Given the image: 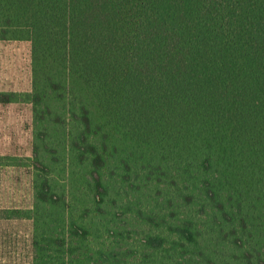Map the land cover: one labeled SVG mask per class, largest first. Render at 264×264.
I'll return each instance as SVG.
<instances>
[{"label":"trees","instance_id":"16d2710c","mask_svg":"<svg viewBox=\"0 0 264 264\" xmlns=\"http://www.w3.org/2000/svg\"><path fill=\"white\" fill-rule=\"evenodd\" d=\"M24 41L31 90L0 103L31 105L33 151L0 168L31 171L32 202L0 221L30 222L27 264L210 262L207 219L250 222L261 264L264 0H0V42ZM117 202L138 245L106 220Z\"/></svg>","mask_w":264,"mask_h":264},{"label":"rangeland","instance_id":"374dc122","mask_svg":"<svg viewBox=\"0 0 264 264\" xmlns=\"http://www.w3.org/2000/svg\"><path fill=\"white\" fill-rule=\"evenodd\" d=\"M30 64L29 42H0V93L30 92ZM33 140L31 105L23 102L0 103V155L31 157ZM55 177L60 185L71 186L68 173L61 172L60 168ZM141 198L142 206H156L148 197ZM130 199L132 201V198ZM31 202V171L26 167L0 168V208H28ZM167 206L163 204L161 207L165 209ZM133 216L134 212L132 216L127 215L122 203L117 202L110 208L106 220L110 223L111 230L130 232L133 238L130 239L131 245H138L147 229ZM114 217L115 224L112 222ZM201 224H204L208 231L201 245L204 247L205 257L210 259V262H206L205 258H201V264H250V222L247 232L236 230V234L228 228L219 232V223L211 224L208 219L206 222L201 220ZM30 229V222L27 220L0 221V264L28 263ZM258 245L264 246V243ZM260 262L264 264V249Z\"/></svg>","mask_w":264,"mask_h":264},{"label":"crops","instance_id":"0c3cea01","mask_svg":"<svg viewBox=\"0 0 264 264\" xmlns=\"http://www.w3.org/2000/svg\"><path fill=\"white\" fill-rule=\"evenodd\" d=\"M2 43V42H1Z\"/></svg>","mask_w":264,"mask_h":264}]
</instances>
